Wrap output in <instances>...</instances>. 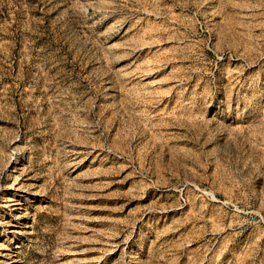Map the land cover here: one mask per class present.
<instances>
[{"label":"rangeland","instance_id":"1","mask_svg":"<svg viewBox=\"0 0 264 264\" xmlns=\"http://www.w3.org/2000/svg\"><path fill=\"white\" fill-rule=\"evenodd\" d=\"M0 264H264V0H0Z\"/></svg>","mask_w":264,"mask_h":264},{"label":"bare ground","instance_id":"2","mask_svg":"<svg viewBox=\"0 0 264 264\" xmlns=\"http://www.w3.org/2000/svg\"><path fill=\"white\" fill-rule=\"evenodd\" d=\"M14 163H15V162H14ZM13 168H14V167H13ZM8 170H9V169H8ZM11 170H12V169H11ZM15 173H17V171H16ZM11 174H12V173H11ZM16 175H17V174H16ZM16 175H15V176H16Z\"/></svg>","mask_w":264,"mask_h":264}]
</instances>
